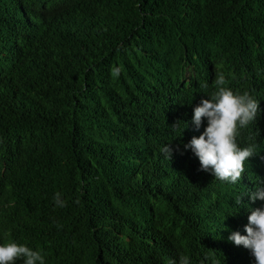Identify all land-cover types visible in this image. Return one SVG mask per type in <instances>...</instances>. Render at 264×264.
I'll use <instances>...</instances> for the list:
<instances>
[{"label": "trees", "instance_id": "16d2710c", "mask_svg": "<svg viewBox=\"0 0 264 264\" xmlns=\"http://www.w3.org/2000/svg\"><path fill=\"white\" fill-rule=\"evenodd\" d=\"M218 73L264 124V0H0V238L45 264H249L225 243L264 179L184 153Z\"/></svg>", "mask_w": 264, "mask_h": 264}, {"label": "clouds", "instance_id": "9594fccd", "mask_svg": "<svg viewBox=\"0 0 264 264\" xmlns=\"http://www.w3.org/2000/svg\"><path fill=\"white\" fill-rule=\"evenodd\" d=\"M118 73L119 69H115L114 74ZM214 86L215 90L207 94L208 98L202 99L194 108L192 117L198 132L204 118H207V127L199 137L193 136L186 142L184 153L188 154L191 149L198 157L193 166L212 183L244 185L258 174L264 179V124L260 125L261 119H255L259 103L248 92L236 93L227 87L222 73H218ZM178 122L172 126L176 127ZM253 125L257 128L238 138L239 130ZM173 151L170 144L161 148L166 158L171 159ZM247 195L253 202L248 203L250 207L243 221L228 234L229 243H224L243 249L249 264H264V205L257 200H264V185ZM53 201L58 208L67 204L60 192L54 195ZM241 202L243 197L236 201ZM5 242L0 238V264H15L17 260L22 264H45L40 251L14 241ZM180 264H190L189 257L182 255Z\"/></svg>", "mask_w": 264, "mask_h": 264}]
</instances>
